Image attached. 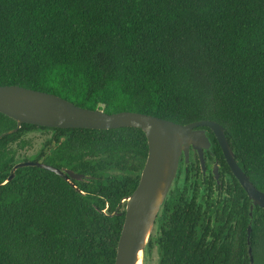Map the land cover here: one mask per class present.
Returning <instances> with one entry per match:
<instances>
[{
	"label": "trees",
	"instance_id": "trees-1",
	"mask_svg": "<svg viewBox=\"0 0 264 264\" xmlns=\"http://www.w3.org/2000/svg\"><path fill=\"white\" fill-rule=\"evenodd\" d=\"M10 84L109 113L214 120L264 191V0H0V85ZM14 127L0 112V264H114L119 203L144 166V132L22 123L4 134ZM33 133L44 137L29 154ZM25 160L84 177L76 189L26 165L4 182ZM188 169L160 208L143 264L152 250L156 264H250L246 192L233 178L228 197L204 198L205 214ZM251 226L254 264H264L263 208Z\"/></svg>",
	"mask_w": 264,
	"mask_h": 264
},
{
	"label": "water",
	"instance_id": "water-1",
	"mask_svg": "<svg viewBox=\"0 0 264 264\" xmlns=\"http://www.w3.org/2000/svg\"><path fill=\"white\" fill-rule=\"evenodd\" d=\"M0 112L13 118L16 127L5 132H15L22 123L59 128L110 129L118 127L140 128L147 139L148 150L138 183L133 192L121 199L124 221L116 247L114 264H143L144 248L151 230L176 176L182 157L188 161L189 149L197 151L203 167V146L208 145L205 129L215 135L232 173L249 199V222L246 234L250 264H254L251 244L253 208L264 209V191L258 189L240 168L229 145L223 127L214 120L199 119L185 124L143 112L122 110L106 112L102 108L90 109L74 104L51 92L19 85H0ZM2 135H0L1 137ZM35 165L54 172L78 189L74 180L82 173L68 168H58L38 160L15 163L4 182L14 176L16 168Z\"/></svg>",
	"mask_w": 264,
	"mask_h": 264
},
{
	"label": "flooded vegetation",
	"instance_id": "flooded-vegetation-1",
	"mask_svg": "<svg viewBox=\"0 0 264 264\" xmlns=\"http://www.w3.org/2000/svg\"><path fill=\"white\" fill-rule=\"evenodd\" d=\"M203 128L205 129L206 137L208 139V145L203 146V167L197 151H194L191 147L189 149L188 161L185 162L184 158L182 157L180 166L177 170L176 176L173 178L166 197L184 184L185 180L182 174V169L184 168V172L186 173L189 170L188 167L193 166L194 170L192 174V184L195 186L196 183V186L195 188L192 186L188 190L191 195L193 194L197 196L199 200H202L203 213L206 214L207 205L204 204V198H206L208 195H211L215 199L228 197L229 195L226 191L231 187L233 178L236 179V177L232 173V169L228 165L216 138V141L211 138V136L215 137L214 133L208 127ZM215 143L218 144L222 157H220L216 152ZM190 158L192 161L189 160ZM186 185H188V183H186ZM211 214L212 217H210V220L214 222L216 219L214 212H211Z\"/></svg>",
	"mask_w": 264,
	"mask_h": 264
},
{
	"label": "rangeland",
	"instance_id": "rangeland-1",
	"mask_svg": "<svg viewBox=\"0 0 264 264\" xmlns=\"http://www.w3.org/2000/svg\"><path fill=\"white\" fill-rule=\"evenodd\" d=\"M44 134L42 133H33L31 134V149L27 150V152L29 154L35 152L38 148V146L40 145V142L41 140L43 139V136ZM155 232V227L153 226L152 230H151V233H154ZM156 261H157V255H156V252L155 250H152L151 254H150V257H149V264H156Z\"/></svg>",
	"mask_w": 264,
	"mask_h": 264
}]
</instances>
